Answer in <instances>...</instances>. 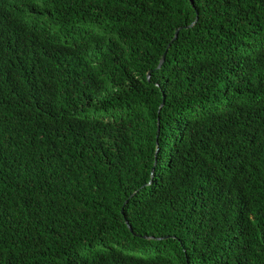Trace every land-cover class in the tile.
Listing matches in <instances>:
<instances>
[{
  "label": "trees",
  "instance_id": "1",
  "mask_svg": "<svg viewBox=\"0 0 264 264\" xmlns=\"http://www.w3.org/2000/svg\"><path fill=\"white\" fill-rule=\"evenodd\" d=\"M192 1L0 0V264H264V0Z\"/></svg>",
  "mask_w": 264,
  "mask_h": 264
},
{
  "label": "water",
  "instance_id": "2",
  "mask_svg": "<svg viewBox=\"0 0 264 264\" xmlns=\"http://www.w3.org/2000/svg\"><path fill=\"white\" fill-rule=\"evenodd\" d=\"M191 2H192V4H193V6H194V3H193L192 0H191ZM197 20H198V11H197V17H196L195 21H194L192 24L187 25V26H181V27H179V28L176 29V31H175V35H174L173 39L170 41V43H169L168 46H167V50L170 48V46L172 45V43L178 38L180 30H181V29H186V28H190V27H192V26L197 22ZM167 50H166V52H167ZM166 52L163 54V56H162V58H161V60H160V63H159V65H158V68H161V66L163 65V63H164V61H165V59H166ZM150 75H151V71H149V73H148V77H149V78H150ZM163 105H164V102L161 104L160 109L163 107ZM158 132H160V126H159V128H158ZM153 171H154V170H153ZM126 222H127L128 226H129L130 230L132 231V226L129 224L128 221H126Z\"/></svg>",
  "mask_w": 264,
  "mask_h": 264
}]
</instances>
